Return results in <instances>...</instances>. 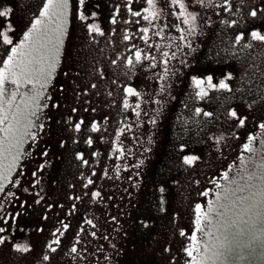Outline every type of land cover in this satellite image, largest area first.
Here are the masks:
<instances>
[{"label":"snow or ice","instance_id":"6c2138e0","mask_svg":"<svg viewBox=\"0 0 264 264\" xmlns=\"http://www.w3.org/2000/svg\"><path fill=\"white\" fill-rule=\"evenodd\" d=\"M133 3L134 0H127V3L111 5L110 24H116L123 7L130 18H136L126 23L139 26L132 31L127 27L123 29V48L115 51L114 58H110L105 66H100L95 49L83 43L76 48L64 75L72 77L76 99L81 92L97 89L99 84L105 83L106 77L110 81L105 85L109 97L113 96L111 85H116L124 122L115 129V138L110 141L107 156L114 163L104 166L102 178L121 179L122 174H126L124 178L131 186L139 188L136 177L141 176L146 158L144 154L152 151L154 143V136L146 125L155 127L168 99H175L172 96L173 83L182 69L188 67L189 58L200 49L203 39L211 38L226 60L236 62L230 67L242 66L245 62H248V67L239 77L228 70L215 83L211 74L191 76L194 98L214 101L217 110L222 109L223 129L211 131L209 126L215 124L217 113L194 106L193 115L183 119L181 124L188 138L179 137L180 142L173 145V150H180L181 167H198L197 162L202 161V157L190 146L203 144L205 140L210 141V149H215L213 155L218 153L223 158V149L231 147L226 141L229 137L239 138L236 129L245 126L248 119L238 110L237 103L248 110L264 108V0H143V4L136 8ZM99 7L96 4L89 8L87 0H76L75 7L73 0H31L24 14L13 21L16 8L7 3L0 5V194H3V199H0V246H9L26 264H65L64 257L70 261L82 257L78 245L80 233L85 229L81 227L75 231L70 243L64 245L63 237L70 224L59 215L49 231V238L38 252L31 242L13 241V233L18 218L30 209L41 207V219L48 220L50 211L56 207L64 208L63 204L51 201L44 184V172L51 163L47 158L50 146L39 153L44 159L36 163L30 172L28 185L21 184L25 173L22 161L31 157L26 145H36L42 139L46 121L52 119L46 110L50 106L54 109L61 107V99L53 101L49 89L64 59L73 10L75 19L86 30L85 34L95 40L97 35H105L101 24L96 22L99 17L96 9ZM171 30H175V34ZM153 37H159V40L153 41ZM134 39H138L143 46L133 43ZM89 66L99 84L91 79L88 83L79 82L88 78L85 69ZM138 73L146 76V81L134 82L133 78ZM233 79H236L235 87L231 83ZM59 89L62 94L64 85L60 84ZM211 90L226 91L228 95L213 98L209 95ZM96 94L100 95L99 92ZM227 102H232L231 106L224 107ZM116 103V100L111 101L113 105ZM78 112L79 109L72 106L62 117L66 139L58 140L61 148L81 141L88 146L94 144L88 130L97 132L100 125L95 120L86 124L83 115L74 117L73 114ZM108 119L104 117L105 121ZM180 119L178 116L177 120ZM189 122L195 137L185 127ZM258 129V132H247L236 159L222 167L216 175L206 177L208 186L197 191L198 196L207 198L206 203L198 201L192 205V230L178 229L183 242L176 254L169 257V264H177L178 260L179 264H264V119L260 120ZM99 138L104 139L103 136ZM186 148L190 150L184 154ZM73 154L79 165H89L83 152L73 150ZM99 155V151L91 153L94 158ZM109 167L112 169L111 176ZM129 169L131 174H127ZM79 175L86 181L82 184L86 189L83 196L89 197L90 201L102 202L104 197L94 182L96 168L91 167L89 176H84L83 172ZM192 182L197 186L202 183L200 179H193ZM9 185L11 187H7ZM16 189L30 196L31 200L22 199ZM167 192L165 183L161 182L152 193L144 194L155 197L156 209L165 213L169 204ZM169 195L175 201L179 193ZM67 199L80 201L82 196L68 193ZM13 203H18L15 212H6V206ZM76 209L77 205L72 203L66 215ZM178 216L179 211L171 213L173 224ZM109 219L120 224L116 216ZM82 221L96 228L93 219L82 217ZM137 223L154 239L151 215L140 217ZM121 228L115 229L116 235L120 234ZM36 231L43 232L44 229L41 226ZM172 235L175 237L176 233ZM91 236L97 237L98 232L93 230ZM104 239L107 240L108 236L105 235ZM111 248L112 255L104 258L108 264H118L124 249L115 243L111 244ZM162 252H171L170 244L166 243Z\"/></svg>","mask_w":264,"mask_h":264},{"label":"rangeland","instance_id":"374dc122","mask_svg":"<svg viewBox=\"0 0 264 264\" xmlns=\"http://www.w3.org/2000/svg\"><path fill=\"white\" fill-rule=\"evenodd\" d=\"M30 2L31 0H0V5L4 3L12 4L16 8L12 19L17 21L24 14V9ZM75 3L76 0H73L74 7ZM123 3H127V0H87L89 8L96 4L100 5L96 9L99 12L96 22L101 24L105 35H97L95 40L85 34L86 30L81 22L75 19V11L73 10L72 23L69 25V34L65 40L64 59L58 67L55 80L49 89L53 101L58 98L61 99V107L54 109L50 106L46 110L52 119L46 121L47 126L43 130L42 139L36 145L31 143L26 145V148L31 152V157L22 161L25 166V173L21 179V184L28 185L31 179L30 172L34 169L36 163L44 159L39 153L44 147L50 146L47 158L51 163L44 172V184L51 201L63 204L64 208L56 207L50 211L48 220L41 219L43 211L41 207L30 209L26 214L18 218L13 233V241L18 240L21 243L31 242L34 249L38 252L45 240L49 238V231L59 215L70 224V228L63 237L64 245L70 243L75 231H78L81 227L85 229V231L80 233V244L78 245V252L82 253V257H77L75 261H70L64 257L65 264H108L104 257L112 255V243L124 249L122 256L118 258V264H169V257L176 254L183 242V238L179 237L178 229L184 227L189 232L192 230L194 215L192 205L198 201L206 203L207 198L197 195L198 190L208 186L206 177L216 175L222 167L236 159L240 150L239 146L244 142L247 132H258V124L260 120L264 119V108L248 110L237 103L236 107L238 110L247 115L248 119L245 126L236 129L240 134L239 138L229 137L226 141L231 147L230 149H223V158L218 153L213 155L215 149H210L208 147L210 141L205 140L203 144L190 146L192 151L202 157V161L197 162L198 167L194 169L181 167L180 150L178 148L173 150V145L180 142L179 137H183L185 140L188 138L184 135L181 124L183 119L190 118L193 115L194 106L217 113L218 119L215 124L209 126L211 131L223 129V116L220 114L222 109L218 111L214 101L196 100L194 98L191 76H207L211 74L215 83L218 82V77L228 70L233 71L235 76L239 77L243 69L248 67V62H245L242 66L230 67L235 65L236 62L226 60L224 53L213 45L211 38H205L201 42L200 49L189 58L188 67L182 69V73L178 74L176 81L173 83L172 96L175 99H168L163 114L158 119L155 127L146 125V128L150 129L154 136V143L151 146L152 151L144 154L146 158L141 169V176L136 177L140 187H132L131 183L124 178L126 174H122L121 179L102 178L104 166L114 163L107 156L110 150V141L115 138V129L124 122V117L121 115L119 96L117 95L119 90L116 85H111L110 90L113 91V96L109 97L105 85L110 83V81L106 77L105 83L99 84L96 76L92 75V68L89 66L85 69L88 73V78L79 82L88 83V79H91L93 82H97L99 87L90 89L88 93L81 92L79 99H76L73 93V79L72 77H66L64 72L68 70V65L71 63L72 56L75 55L76 48L83 43H87L95 49L94 54L100 66H105L110 58H114L115 51L123 48V29L127 27L132 31L139 27L135 24L126 23L129 19L135 20L136 18H130L123 7H121L117 16L116 24H110L111 5ZM142 4L143 0H134L133 7L136 8ZM112 28H115L116 31H110ZM171 31H173V34L175 33V30ZM157 40H159V37H153V41ZM133 43L143 46L138 39H134ZM73 72H75V69H73ZM133 79L134 82L142 83L146 81V76H140L138 73L137 77ZM148 83L150 84L151 82L149 81ZM231 83L235 87L236 79H233ZM60 84L64 85L62 94L59 89ZM97 92L100 95H97ZM209 95L215 98L226 96L228 93L221 90H211ZM112 100H116L117 103L115 105L111 104ZM231 104L232 102H227L224 107L231 106ZM72 106L79 109L78 113L73 114L74 117L83 115L86 124L91 120H95L100 125V129L97 132L88 130V134L92 135L94 139L92 146H88L83 141L75 145L69 143L66 148L59 146L58 140L61 138L66 139L62 117L68 114ZM152 107L155 108L156 105L153 104ZM93 108L95 109L94 112L92 111ZM105 116L109 118L107 121L104 120ZM178 116L181 118L179 121L177 120ZM217 125H219V128H217ZM185 127H188L190 129L189 134L195 137L194 131L191 130V123L189 122ZM100 136H103L104 139L101 140ZM256 139L258 141L259 136ZM190 149L186 148L184 154H187ZM73 150L83 152L85 158L89 160V165H79L75 160ZM93 151H99L100 155L95 158L92 157L91 153ZM129 160L135 163L133 158L129 157ZM94 161H98V163H94ZM91 167L96 168L94 182L95 187H98L102 192L104 197L102 202L90 201L89 197L83 196V192L86 189L82 187V184L86 181L79 173L83 172L84 176H89L91 175ZM131 172L132 170L129 169L127 174H131ZM109 174L110 176L112 175L111 167H109ZM193 179H200L201 185H195L192 182ZM161 182L165 183L168 190L166 195L169 204L168 211L165 213H160L156 209L155 197L144 194L152 193ZM69 185H73V187H69ZM7 187H11V185ZM125 189H127V192ZM16 191L19 192L22 199L31 200V197L24 194L20 189H16ZM129 192L132 193L131 196L128 195ZM68 193L81 195L82 199L80 201H69L67 199ZM169 193H179V195L173 201ZM0 199H3V194H0ZM72 203L77 205V209L70 215H66ZM17 208L18 203H13L7 205L5 211L13 213ZM173 211H179L175 224H173L171 219ZM148 215H151L154 220V239L143 232L137 223L140 217ZM110 216H116L120 224L117 225L116 221L110 220ZM82 217L93 219L96 228L93 229L86 221H82ZM135 220L136 224L134 225ZM9 223L11 224V220H9ZM41 226L44 231H36V228ZM120 226H122L120 234L116 235L115 229ZM93 230L98 232L97 237L91 236ZM173 232L176 233L175 237L172 235ZM124 233H127L126 237ZM105 235L108 236L107 240L104 239ZM166 243L171 246V252L169 253L162 252V248ZM0 264H26V261L21 259L19 254L11 251L9 246H0ZM177 264H179V260Z\"/></svg>","mask_w":264,"mask_h":264},{"label":"trees","instance_id":"16d2710c","mask_svg":"<svg viewBox=\"0 0 264 264\" xmlns=\"http://www.w3.org/2000/svg\"><path fill=\"white\" fill-rule=\"evenodd\" d=\"M215 18V17H214ZM175 34V33H174ZM136 224V220L134 221V225Z\"/></svg>","mask_w":264,"mask_h":264}]
</instances>
